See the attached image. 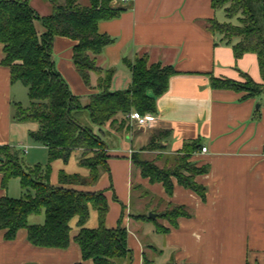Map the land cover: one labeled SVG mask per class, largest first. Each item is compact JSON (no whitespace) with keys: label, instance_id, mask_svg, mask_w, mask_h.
Listing matches in <instances>:
<instances>
[{"label":"crops","instance_id":"crops-1","mask_svg":"<svg viewBox=\"0 0 264 264\" xmlns=\"http://www.w3.org/2000/svg\"><path fill=\"white\" fill-rule=\"evenodd\" d=\"M29 2L41 16L52 12L51 0ZM116 5L125 8L119 17L98 24L100 33L114 39L97 56L99 67L115 70L111 90L130 87L127 62L145 54L150 64L171 65L176 74L170 77L167 91L155 97L156 112L148 124L139 125L128 116L123 131L111 125L93 126L107 144L112 141L107 150L110 175L101 174L92 186L65 187L105 193L109 204L106 227L115 229L122 221L132 251L131 258L117 264H144L145 258L151 264H264V93L248 97L211 85V77L242 82L245 74L262 83L257 54L247 52L237 58L233 46L238 40L229 42L208 28L209 21L228 22L225 9L213 7L212 0H118ZM36 28L43 33L40 22ZM75 44L67 37L54 38L55 65L72 93L87 103L89 95L97 92L99 77L92 74L91 86L85 84L72 61ZM4 57L0 44V146L12 147L20 157L47 151L30 138V132L38 129L37 122L14 119L22 88L20 82L12 81ZM149 94L153 96L152 91ZM190 141L200 144L188 161L199 170L195 182L206 189L205 197L175 177L169 194L162 182L145 177L133 162L137 154L141 160L155 158L160 167L171 166ZM81 154V150L74 151L68 163L52 162L53 186L60 185L61 170L84 177L90 174L80 164ZM22 193L19 178L4 186L0 173V198H19ZM173 206H183L189 213L175 225L158 217ZM141 215L150 220L140 219ZM44 221V214L29 217L30 224ZM78 221L77 216L70 221L71 241L63 249L32 244L24 228L14 239H6V231H0V264H96L83 258L75 241L81 229ZM98 224V212L90 207L85 227L95 229Z\"/></svg>","mask_w":264,"mask_h":264},{"label":"trees","instance_id":"trees-1","mask_svg":"<svg viewBox=\"0 0 264 264\" xmlns=\"http://www.w3.org/2000/svg\"><path fill=\"white\" fill-rule=\"evenodd\" d=\"M118 0H90L82 5L81 0H51L52 12L41 16L33 9L29 0H0V44L5 57L3 64L10 67L13 82L22 83L28 90L30 104L24 108L17 104L14 119L19 122H37V131L30 138L45 146L48 152L46 165L27 167L20 155L10 146H0V173L3 185L19 178L23 193L19 198H0V231L6 239H14L17 232L27 230L29 241L40 247L67 248L70 244V221L78 217L79 244L84 259L96 264H117L131 258L127 246V230L122 221L115 229L106 227L109 210L103 191L87 192L67 185H95L104 170L110 172L107 160V142L94 132L93 126L103 127L110 123L116 131L128 126V116L133 111L141 114L156 112L155 97L164 94L169 79L176 74L171 65L149 63L148 55L137 57L127 65L131 70L132 83L124 90H111L114 69H103L97 65V56L112 44L114 39L98 31L101 21L112 20L125 10L116 5ZM213 7L224 8L229 19L238 17L239 24L208 22L211 31L223 34L234 44L237 58L244 53L257 54L262 74V83L248 75L245 81H234L211 77V85L218 89L244 92L248 97L264 93V0H212ZM36 22L44 28L39 34ZM56 36L75 41L72 61L87 86H91V75L96 74L97 92L89 95L87 103L72 93L69 85L57 70L53 54ZM153 92V96L149 94ZM200 149L199 141L187 142L174 158L171 166H158L154 161L141 160L133 154V162L145 177L162 182L169 194L173 191L172 177L178 182L205 197L206 189L195 182L199 172L189 161L191 154ZM81 150V166L90 170L84 177L78 173L59 172V186L50 181L52 162L61 159L68 163L74 151ZM92 154L93 158H86ZM86 158V159H85ZM187 172V173H185ZM112 188V187H111ZM90 207L98 212V227H85ZM45 215L43 224H30L31 215ZM189 213L183 206H173L158 217L166 218L173 225L181 216ZM150 220L147 215L139 216ZM167 231L166 228L161 229ZM81 264V263H78ZM144 264H151L145 258Z\"/></svg>","mask_w":264,"mask_h":264},{"label":"rangeland","instance_id":"rangeland-1","mask_svg":"<svg viewBox=\"0 0 264 264\" xmlns=\"http://www.w3.org/2000/svg\"><path fill=\"white\" fill-rule=\"evenodd\" d=\"M87 0H82L81 1V4L84 5L86 3ZM228 22H231L233 25H238L239 24V20H238V17H234L232 19H227ZM18 85H20V87L22 88V94L20 95V102H21V105L24 107V108H27L30 104V100H29V96H28V90L27 88L22 84V83H19ZM106 125H110V123H107ZM109 145H112V141H108ZM28 152H30L28 150ZM23 156H21V159L23 160L24 162V165L27 166V167H33L35 165H46L48 163V152L45 150V151H36V152H30V154H22ZM87 159L88 158H93V155L90 154L88 157H86ZM85 158V159H86ZM152 160V159H151ZM155 160V158L153 159V161ZM103 173H106L104 170L102 171V174ZM109 175H110V172H107ZM113 181H111V184L110 186L112 187L111 189L113 190ZM150 214V213H149ZM148 214V215H149Z\"/></svg>","mask_w":264,"mask_h":264},{"label":"built area","instance_id":"built-area-1","mask_svg":"<svg viewBox=\"0 0 264 264\" xmlns=\"http://www.w3.org/2000/svg\"><path fill=\"white\" fill-rule=\"evenodd\" d=\"M127 0H123L126 3ZM129 118L135 120L139 125H146L153 120V114H141L138 111H133L129 114ZM207 147H202V152H207Z\"/></svg>","mask_w":264,"mask_h":264},{"label":"water","instance_id":"water-1","mask_svg":"<svg viewBox=\"0 0 264 264\" xmlns=\"http://www.w3.org/2000/svg\"><path fill=\"white\" fill-rule=\"evenodd\" d=\"M0 159H1V158H0ZM156 216H157V215H156L155 213H150V214H149V217L152 218V219H155Z\"/></svg>","mask_w":264,"mask_h":264}]
</instances>
